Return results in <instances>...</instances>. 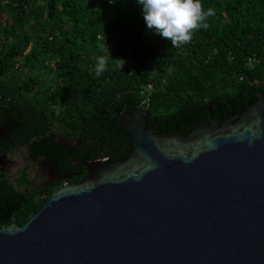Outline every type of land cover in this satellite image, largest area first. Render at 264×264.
<instances>
[{
  "label": "trees",
  "instance_id": "16d2710c",
  "mask_svg": "<svg viewBox=\"0 0 264 264\" xmlns=\"http://www.w3.org/2000/svg\"><path fill=\"white\" fill-rule=\"evenodd\" d=\"M201 3L214 11L208 27L173 47L147 29L137 0H0V128L12 127L0 154L51 122L80 137L67 164L118 162L129 137L117 111L145 112L157 135H187L210 120L209 106L222 121L254 103L264 92V0ZM24 183L0 175V227L47 202Z\"/></svg>",
  "mask_w": 264,
  "mask_h": 264
},
{
  "label": "water",
  "instance_id": "95a60500",
  "mask_svg": "<svg viewBox=\"0 0 264 264\" xmlns=\"http://www.w3.org/2000/svg\"><path fill=\"white\" fill-rule=\"evenodd\" d=\"M209 109L168 136L117 111L128 155L90 161L80 183L0 227V264H264V92L226 120Z\"/></svg>",
  "mask_w": 264,
  "mask_h": 264
},
{
  "label": "flooded vegetation",
  "instance_id": "af4514ba",
  "mask_svg": "<svg viewBox=\"0 0 264 264\" xmlns=\"http://www.w3.org/2000/svg\"><path fill=\"white\" fill-rule=\"evenodd\" d=\"M40 132L37 133L38 135L34 134L27 144H22L18 149L7 150V152L0 154V175H7L10 179L4 167L8 164L11 165L9 154L19 150L26 162L30 160L33 165L38 164L42 166V169H47L46 175L48 177L47 181L42 183L39 176L32 175L34 171L30 172V167L26 163L20 167L17 178L13 182L11 181L14 185L17 184L18 180L24 179L29 181V183L20 185L22 192H29V195L43 193L49 196L50 192L55 188L80 183L88 173L87 164L83 165L79 159L70 160V163H66V159L71 158L74 150L80 145L79 135L73 136L71 133L63 132L51 122ZM21 135V138L24 139L25 133ZM64 152L68 154V158L65 157ZM51 157L58 158L60 162L54 161ZM100 160L108 162L107 158ZM77 178L80 181L73 183V180ZM30 184L34 185L37 189L30 191ZM14 218H16L15 215L13 216Z\"/></svg>",
  "mask_w": 264,
  "mask_h": 264
},
{
  "label": "clouds",
  "instance_id": "9594fccd",
  "mask_svg": "<svg viewBox=\"0 0 264 264\" xmlns=\"http://www.w3.org/2000/svg\"><path fill=\"white\" fill-rule=\"evenodd\" d=\"M149 31L155 32L173 47L191 42L194 31L207 28L213 9L205 10L201 0H137ZM97 73L105 70L106 61L99 59Z\"/></svg>",
  "mask_w": 264,
  "mask_h": 264
},
{
  "label": "rangeland",
  "instance_id": "374dc122",
  "mask_svg": "<svg viewBox=\"0 0 264 264\" xmlns=\"http://www.w3.org/2000/svg\"><path fill=\"white\" fill-rule=\"evenodd\" d=\"M9 161L11 162V165L8 164L7 166L4 167L6 172L8 173L11 181L13 182L15 178H17L19 174V169L26 163H28V166L30 167V172L34 171L32 175L34 176H39L40 181L42 183L47 181V169H42L41 165H33L32 161L26 162L24 156H22L21 152L19 150L14 151L9 154Z\"/></svg>",
  "mask_w": 264,
  "mask_h": 264
},
{
  "label": "built area",
  "instance_id": "2783aa9c",
  "mask_svg": "<svg viewBox=\"0 0 264 264\" xmlns=\"http://www.w3.org/2000/svg\"><path fill=\"white\" fill-rule=\"evenodd\" d=\"M146 89H148V90L152 89V85H148Z\"/></svg>",
  "mask_w": 264,
  "mask_h": 264
}]
</instances>
